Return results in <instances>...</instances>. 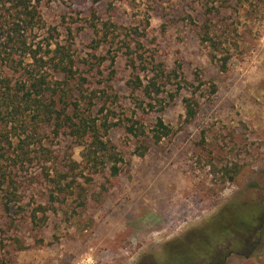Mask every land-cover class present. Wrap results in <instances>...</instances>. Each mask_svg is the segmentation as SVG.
Returning <instances> with one entry per match:
<instances>
[{
  "label": "rangeland",
  "instance_id": "rangeland-1",
  "mask_svg": "<svg viewBox=\"0 0 264 264\" xmlns=\"http://www.w3.org/2000/svg\"><path fill=\"white\" fill-rule=\"evenodd\" d=\"M0 1L5 46L16 12ZM39 7L41 24L24 31L29 43H71L92 83L74 95L86 113L108 119L102 133L115 154L89 160L75 137L48 128L42 144L58 155L59 176L39 159L46 151L27 138L30 130L10 124L16 151L34 160L16 157L28 185L10 210L0 189V264H179L180 257L264 264V211L252 230L209 240L208 256L189 242L221 211L264 204V0H41ZM153 77L160 93L154 87L149 97ZM186 97L198 103L191 120ZM160 116L172 131L156 142ZM136 119L145 131L138 136L126 129Z\"/></svg>",
  "mask_w": 264,
  "mask_h": 264
},
{
  "label": "trees",
  "instance_id": "trees-1",
  "mask_svg": "<svg viewBox=\"0 0 264 264\" xmlns=\"http://www.w3.org/2000/svg\"><path fill=\"white\" fill-rule=\"evenodd\" d=\"M2 2L5 1L2 0ZM9 2L11 7H7V11L15 10L16 15L14 16V13L11 15L13 19L11 32L8 35L9 43L5 46L0 44V189L4 191L3 196L6 200L3 203L6 210L11 209V202L21 200V195L19 198L17 197L19 188L22 185H28L26 179H19L20 176L15 170L16 157L21 156L22 158L23 155L24 159H21L23 163L34 160L28 151H16L9 129L10 124L11 127L18 124L24 129L26 127V130H30L31 133L27 135V138H33L32 140L40 143L43 149V137L45 131L50 128L56 133L64 130L67 135L75 137L79 144L84 146V156H89V160L96 162L103 158L104 162L106 157L111 158L115 154L112 152L114 147L110 145V140L105 138L102 133L104 130L108 134L111 128L108 119L99 122L98 117L93 116L94 113H86L80 107V98H76L74 95V91L78 89L82 92L86 84L92 85V83L89 82L87 76L79 72L71 43L61 41L52 43L49 40L47 47H43L40 42L31 41L29 43L24 31L28 28H36L41 24L42 15L39 7L41 0H9ZM207 40L212 41L211 38ZM26 57L30 61H26ZM157 78H151L148 85L145 86L146 96H152L154 87L156 94L160 93V89L157 87ZM137 80L138 82L133 80L130 83L131 86H135V90L139 87L142 88L139 76H137ZM73 82L75 85H71ZM82 96L85 97L84 94ZM184 101L187 119L191 120L197 113L195 105L198 103L189 97H186ZM141 126L140 121L136 119L126 129L132 135L138 136L140 132H145ZM171 131L164 119L161 116L157 117L153 134L155 141H160ZM44 150L46 152H41L42 156L39 159L44 162L51 161L58 172L57 174L64 175L55 165V158L58 155H54V151L49 148ZM14 153L17 154L12 156ZM40 160L37 159V162L41 163ZM8 161L9 164L11 161L13 163L8 165ZM66 166L69 169H74V166L70 164H66ZM111 172L117 174L119 168L113 165ZM57 182L58 190L65 191L64 186L59 185L60 179ZM40 206L46 212L45 206ZM243 211L244 214H242ZM259 211H264V204L257 200L240 203L229 212L221 211L202 233L189 239V242L193 244L192 248H197L199 251H201L199 246L204 247L205 256H208L209 240L220 238L225 233L235 235L236 232L252 230L257 224ZM36 216L34 213L33 220L34 218L36 220ZM201 241L204 243L201 244ZM231 243L236 247L242 245L238 235L234 236ZM178 253L185 254V252ZM180 258L178 259L179 264L181 261L186 263L187 258Z\"/></svg>",
  "mask_w": 264,
  "mask_h": 264
}]
</instances>
